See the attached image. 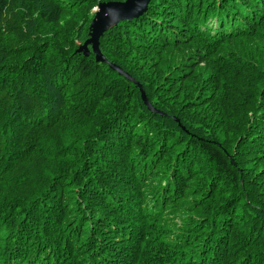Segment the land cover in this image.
Returning a JSON list of instances; mask_svg holds the SVG:
<instances>
[{
  "label": "trees",
  "instance_id": "1",
  "mask_svg": "<svg viewBox=\"0 0 264 264\" xmlns=\"http://www.w3.org/2000/svg\"><path fill=\"white\" fill-rule=\"evenodd\" d=\"M101 3L0 0V264H264V0H151L134 82Z\"/></svg>",
  "mask_w": 264,
  "mask_h": 264
},
{
  "label": "water",
  "instance_id": "2",
  "mask_svg": "<svg viewBox=\"0 0 264 264\" xmlns=\"http://www.w3.org/2000/svg\"><path fill=\"white\" fill-rule=\"evenodd\" d=\"M151 0H139V3L141 4V9L138 15H133L131 16V18L125 17L124 19H120L119 16L117 15H111L107 21H106V26L100 24L99 22L96 21V19L93 22V36L90 40H88L84 46V48H87L89 45H92V50L94 52V54L96 55L97 61L99 62H103V63H108L104 57L102 56L100 50H99V46H98V41L101 37V35L103 34V32L109 28L114 27L116 24H118L119 22L126 20V19H133L136 18L138 16H140L141 14H143L146 9L147 6L149 4ZM111 67L113 70H117L119 71L121 74H124L129 80H132L127 74H125L123 71L120 70L119 67L112 65ZM138 88L140 89L141 95H142V99L145 103V105L153 112H155L156 110H154L150 105H148L146 97H145V93L143 91V88L141 85L137 84Z\"/></svg>",
  "mask_w": 264,
  "mask_h": 264
},
{
  "label": "snow or ice",
  "instance_id": "3",
  "mask_svg": "<svg viewBox=\"0 0 264 264\" xmlns=\"http://www.w3.org/2000/svg\"><path fill=\"white\" fill-rule=\"evenodd\" d=\"M141 9L139 0H102L101 6L93 15L97 22L106 26V21L111 15H117L120 19L131 18L138 15Z\"/></svg>",
  "mask_w": 264,
  "mask_h": 264
},
{
  "label": "rangeland",
  "instance_id": "4",
  "mask_svg": "<svg viewBox=\"0 0 264 264\" xmlns=\"http://www.w3.org/2000/svg\"><path fill=\"white\" fill-rule=\"evenodd\" d=\"M171 71V68H166V67H160L156 72H157V76L154 77V85H156V87H160L163 82L165 81V79L167 78V74ZM185 96V94H183V97ZM146 97V96H145ZM147 100V99H146ZM148 103V101H147ZM190 115H186L187 116V119L191 120V119H194L198 122H206L208 120H210L212 118L211 114L209 116L208 119L205 118V116H201L200 118L195 116V115H192L190 112H189ZM234 164V162H233Z\"/></svg>",
  "mask_w": 264,
  "mask_h": 264
},
{
  "label": "clouds",
  "instance_id": "5",
  "mask_svg": "<svg viewBox=\"0 0 264 264\" xmlns=\"http://www.w3.org/2000/svg\"><path fill=\"white\" fill-rule=\"evenodd\" d=\"M101 6V5H100ZM99 6V7H100ZM98 7V8H99ZM96 10V9H95ZM94 10V11H95ZM95 20V19H94ZM126 20H130V19H126ZM92 32H93V25H92ZM93 36V35H92ZM92 38V37H91ZM90 38V39H91ZM86 44V43H85ZM85 46V45H84ZM84 46L82 47V50H80V51H84V50H86L89 46L92 48V45H89L87 48H84ZM98 46H99V43H98ZM100 50V49H99ZM93 51V50H92ZM101 52V51H100ZM94 53V52H93ZM102 54V53H101ZM95 55V54H94ZM96 56V55H95ZM103 56V55H102ZM105 59V58H104ZM96 60H97V58H96ZM106 60V59H105ZM107 61V60H106ZM99 62V61H98ZM108 62V61H107ZM101 63H103V62H101ZM105 64H108L110 67H111V64L112 63H110V62H108V63H105ZM112 65H114V64H112ZM116 66V65H115ZM118 67V66H117ZM112 68V67H111ZM120 68V67H119ZM121 70V69H120ZM115 71H117V70H115ZM122 71V70H121ZM119 74H121L119 71H117ZM125 73V72H124ZM126 74V73H125ZM121 75H123V76H125L124 74H121ZM128 75V74H127ZM129 76V75H128ZM126 77V76H125ZM130 77V76H129ZM127 78V77H126ZM132 80H130V81H132V82H134V80H133V78L132 77H130ZM128 79V78H127ZM129 80V79H128ZM136 84H138V83H136Z\"/></svg>",
  "mask_w": 264,
  "mask_h": 264
}]
</instances>
